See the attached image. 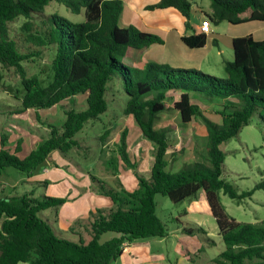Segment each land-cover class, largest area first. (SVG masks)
Wrapping results in <instances>:
<instances>
[{
	"label": "trees",
	"instance_id": "trees-1",
	"mask_svg": "<svg viewBox=\"0 0 264 264\" xmlns=\"http://www.w3.org/2000/svg\"><path fill=\"white\" fill-rule=\"evenodd\" d=\"M55 1L73 13L84 11L85 22L72 23L57 14L43 15L45 7ZM211 3L210 17L215 24L264 22V0H211ZM169 8L190 19V0H159L151 7ZM123 9L121 0H0V64L14 69L21 79L20 88L15 89V99L21 106L12 115L34 110L41 123L39 111L73 101L80 95L86 96L87 104L84 110H67L61 127L49 124V137L24 159L18 156L22 140L12 152L7 148L10 135L2 133L0 179L9 168L32 178L48 164L53 152L67 154L79 149L81 142L77 135L87 123L98 122L108 111L107 92L115 77L123 80V91L128 96L123 115L133 118L143 138L154 148L148 173H141L129 156V130L123 129L115 162L111 159L108 165L117 178L120 161L125 169L133 171L138 185L132 192L119 179L115 188L90 174L92 183L98 185L97 191L109 197L114 207L90 215L89 241L81 235L78 241L64 238L39 217L45 210L57 212L69 201L68 197L38 198L34 191L13 198L0 197V264H116L126 245L168 237L169 228L157 214L158 195L180 204L196 200L201 190L226 247L214 262L264 264V220L258 224L238 222L227 213L220 198V192H224L241 202L252 198L256 191L264 192V176L252 190L243 193L223 178L226 153L222 149L251 124L259 109L264 110V41L251 35L235 38L234 60L225 62V78L153 61L135 65L133 59L138 57L135 53L139 55L154 45H162L164 40L135 26L120 27ZM247 13L249 16L244 18ZM37 16L44 19V28L34 35L32 20ZM19 18L26 19L22 31L27 42L38 49L23 51L11 37L10 24ZM182 41L190 49H201L207 44V36L186 35ZM45 50L50 53L48 70L29 76L26 63L41 59ZM172 92L179 93V99L170 97ZM201 98L218 102L220 121L204 114L195 102ZM168 101L173 102L171 108L167 107ZM168 110L178 113L183 126L198 119L203 121L207 135L206 156L202 161L185 164L178 170L168 168L173 160L168 154L172 129L157 127ZM261 117L264 119V115ZM108 133L106 130L102 137ZM4 188L0 183V194ZM84 222L79 220L75 225L84 227ZM108 233L114 236L104 239Z\"/></svg>",
	"mask_w": 264,
	"mask_h": 264
},
{
	"label": "rangeland",
	"instance_id": "rangeland-1",
	"mask_svg": "<svg viewBox=\"0 0 264 264\" xmlns=\"http://www.w3.org/2000/svg\"><path fill=\"white\" fill-rule=\"evenodd\" d=\"M140 1L150 3L153 0ZM195 2L200 6H204L207 4L206 2L211 3V0H195ZM54 14L64 17L72 23L85 22L84 11L79 14L73 13L66 6L57 3L56 1L49 3L45 7L43 13V15L47 17ZM25 22L26 19L19 18L10 24L11 37L18 41L20 48L23 51L27 50V48L36 50L38 49L36 45L34 43H28L25 32L22 31V26ZM43 23L44 19L42 17H34L32 20L31 33L36 35L39 30L44 28ZM139 55L137 57L138 60L136 58L133 59L135 65H142L141 60L143 57L142 55ZM209 59V65L212 66L214 70H219V61L215 56V53L213 56L209 57ZM49 62L50 53L45 50L41 59L35 58L34 60L29 61V63H26L29 76L38 73L42 74L41 71L43 69L48 70ZM207 70L208 69L202 68V72L204 73H206ZM216 74L217 75H212L208 73V75L217 78L226 77L224 70ZM20 82L21 79L14 69H6L0 64V135L2 133H8L10 135L11 139H9L7 147L10 150H14V147L21 139V153H23V157L26 154L31 153L39 144L49 137V128H46L49 124L61 127L66 119L65 112L67 110H84L87 104L86 96L80 95L73 101H66L62 105L54 106L48 110L39 111L42 120L41 123L37 121L35 112H31V114L23 113L21 114V117H17L12 115V112H14V109L21 106L20 102L15 99V89L20 88ZM123 85V80L117 77H115L109 84L107 92V100L109 104L108 111L98 122L87 123L84 130L77 135V140L81 142L80 148L74 149L67 154L58 151L56 152L58 153L56 155H58L59 158L65 160L64 164H66V169L63 171L68 173V175L73 177V174H75L71 171V167L76 169L77 173H79L78 176L89 172L98 179L105 181V183L111 187L117 188V186H119L118 178L112 175V168L108 163L111 159V162H115L114 157H116L118 153L117 143L120 140V135L123 129L127 127V117L123 115V111L128 96L123 91ZM179 95V93L172 92L169 96L173 97V99H179ZM195 102L200 105L201 110L208 118L220 121V118L217 115V110L219 109L218 102H211L205 98H201L199 101L195 100ZM172 103L173 102L168 101L167 107L171 108ZM262 115H264V110L259 109V111L252 117L251 124L243 128L238 137L231 139L222 146V149L226 153L223 178L233 184L239 193L252 190L264 176V119L261 117ZM163 125L165 127L171 126L172 130L169 134L171 146L169 153H176V156L172 158L173 160L171 159L172 163H170L168 167L170 170H176L178 167L185 165L186 162H189L187 158L183 157L185 153L196 154L200 161L205 158L207 133L205 132L206 130L201 119L195 120L188 126H183L180 123L178 113L172 111L169 112L168 110L159 120L158 128ZM106 130L109 131L108 135L102 137ZM32 139H35L36 142L31 143V141L34 142ZM130 147L131 149H129L128 146V152L130 153H154V148L148 141L140 144L137 142ZM59 155H61V157ZM181 161H185L182 166ZM56 162L58 163L59 161ZM193 162L195 161L190 163ZM54 167V165H45L38 170L37 174L42 175L45 168L54 171ZM78 176L75 177V179H78ZM43 178H47V176H43ZM28 179L29 178L12 168L6 169L0 179V183H3L5 186L0 197L13 198L21 196L25 192L34 191L36 197L42 198L46 191L43 184L27 182L30 181ZM93 186L96 188V191L99 190L97 189V184L94 183ZM79 191L82 192V189H79ZM220 198L227 213L238 222L258 224L264 220L263 191H256L252 198H246L241 202L232 200L224 192H220ZM156 201L157 214L168 226L169 236L166 242H163L162 244H154L152 248L163 253L167 264L169 261L173 263L177 257H180L183 252L185 253L187 251H193L195 254H191V256L197 259L198 251H195L196 249L194 250V247H197V239L203 246L205 256L210 259H216L217 256L225 250V244L219 235L216 221L210 212L203 190L199 191L197 199L193 200L197 201L195 205H192L191 207L194 214L188 215V217L183 215V212L188 209L190 201L192 200H187L180 204H174L169 198L158 195ZM39 217L49 223V225L56 231L57 225L56 222H54L56 217L54 216L53 210H45L39 214ZM83 224L86 228L83 229L81 227L83 235L85 238H88L86 232L87 229L90 230L91 220L85 221ZM177 228H185L187 231L176 232L178 230ZM201 228H203L206 233L202 232L200 230ZM188 230L191 231L188 232ZM111 235V233H108L104 236V239L109 238ZM61 236L73 241L79 240V236H74V234L68 233ZM179 239L187 240L189 242L191 240L193 245H182L179 242ZM116 264H120V262H117ZM214 264L216 263L214 262Z\"/></svg>",
	"mask_w": 264,
	"mask_h": 264
},
{
	"label": "crops",
	"instance_id": "crops-1",
	"mask_svg": "<svg viewBox=\"0 0 264 264\" xmlns=\"http://www.w3.org/2000/svg\"><path fill=\"white\" fill-rule=\"evenodd\" d=\"M121 1L124 4V9L119 21L120 27L135 26L143 32L158 35L164 40V44L154 45L144 53H139V56L142 55L143 57V59L141 60V64L147 61H153L168 64L173 68L198 69L201 71L202 68H204L208 69L206 72L207 74L209 73L212 75H217L216 73L220 71L222 72L223 70L225 71V62L234 60L232 43L235 38L251 35L257 41H264V22L252 21L238 25H234L229 22L215 24L210 17L212 13V3L206 2L207 4H205L204 6H200L195 2V0H190V2L192 1V10L190 19L187 20L181 14V12H179L175 8L151 9V7L159 3V0H153L152 2H150L151 4L144 3L140 0ZM248 16L249 13L243 15L244 18ZM204 19L210 20L212 30L210 34L206 35L207 44L204 48L201 49L188 48L182 41V38L186 35L200 34L201 23ZM187 23H189L190 28H187ZM214 53L219 61V70H214V68L209 65V57L213 56ZM136 55L138 56V54L135 53V56ZM31 112L35 111L29 110L26 113L31 114ZM15 116L21 117V115ZM158 124L159 121L157 123V127ZM126 126L129 130L127 137V144L129 146V149H131L130 146H132V144H135L137 142L139 144L147 142V140L143 138L140 128L135 124L132 117H127ZM161 127L165 126L163 125L159 128ZM33 141L34 142L31 141V143L36 142L35 139ZM11 151L13 152L14 150ZM22 154L23 153L20 152L18 153V156L21 159H24L30 153L26 154L23 157ZM56 154L58 153L53 152L51 154L49 162L47 164L54 165V171L45 168L42 175L36 174L32 178H29L28 180L30 181L27 182H35L38 184H43L44 182H46L47 185L43 184L46 189L44 194L46 196L57 198L68 197L69 201L64 204L57 212L54 209H49L54 211V216L56 217L54 219V222H56L57 225L56 231L60 235L69 233L74 234V236L81 235L83 238H85L82 230V228H85H81L75 225V223L79 220L88 221L90 215L92 213H96L98 210L112 209L114 207L113 202L109 197L101 195L98 191L95 190L89 172L78 176L79 173H77L76 169L70 167L71 171L75 173H72L73 177L68 175V173H65V171H63L64 169H66V164H64L65 160L59 158ZM153 154L154 153L129 152V156L132 162L138 165V169L141 173L145 174L148 173L150 160ZM168 154L173 157L176 156V153ZM59 156L61 157V155ZM183 157L188 159L189 162L186 163H190L192 161H200L194 153H185ZM56 161H59V164ZM183 162L185 161H181V166ZM179 168L181 167H178L177 169ZM118 173V179L121 181V184L125 187V189L129 192L134 191V189L138 185V180L133 174V171L125 169L122 166V162L120 161ZM43 176H47V178H43ZM77 176L78 179H75V177ZM79 189H82V192H80ZM196 202L197 201H190L188 209L183 212V215H185L186 217H188V215H193L194 211L191 207L192 205H195ZM1 224L2 221H0V227ZM77 227L80 229V231ZM177 229L178 230L176 232L186 231L185 228ZM202 232L206 233L205 230ZM86 234L89 238L90 234H88L87 232ZM113 236L114 235H111L107 239H110ZM88 238H85V240L89 241L90 238ZM167 239L168 237L164 239H149L126 245L123 255L118 262H120V264H167L163 253L152 248L154 244H162L163 242H166ZM197 241V247H194V250L196 249L195 251H198L197 259L191 256V254H195L193 251H187L185 253L181 252L182 254L180 257H177L173 263L169 261L168 264H214L215 259L206 257L203 252V246L198 239ZM179 242L182 245H193L191 240L189 242L187 240L185 241L183 239H179Z\"/></svg>",
	"mask_w": 264,
	"mask_h": 264
},
{
	"label": "built area",
	"instance_id": "built-area-1",
	"mask_svg": "<svg viewBox=\"0 0 264 264\" xmlns=\"http://www.w3.org/2000/svg\"><path fill=\"white\" fill-rule=\"evenodd\" d=\"M212 32L211 30V22L209 19H204L201 23V29L200 34H210Z\"/></svg>",
	"mask_w": 264,
	"mask_h": 264
}]
</instances>
